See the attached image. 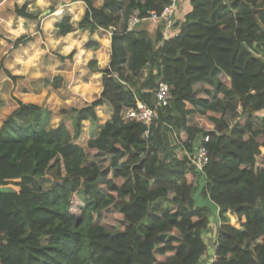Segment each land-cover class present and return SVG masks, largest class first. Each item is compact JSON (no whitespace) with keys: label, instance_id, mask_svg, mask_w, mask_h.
Returning <instances> with one entry per match:
<instances>
[{"label":"trees","instance_id":"trees-1","mask_svg":"<svg viewBox=\"0 0 264 264\" xmlns=\"http://www.w3.org/2000/svg\"><path fill=\"white\" fill-rule=\"evenodd\" d=\"M73 1L86 5L79 29L117 27L109 65L96 68L103 89L78 109L73 132L15 98L0 126V264H202L212 210L215 264H264V0H189L180 34L163 45L159 30L153 39L126 28L168 0ZM14 11L38 21L27 3ZM73 29L65 15L54 32ZM160 81L166 107L156 105ZM104 104L111 119L101 125ZM141 104L157 112L146 138L126 119ZM86 120L94 135L76 143ZM206 136L199 170L189 154ZM110 216L119 229L103 224Z\"/></svg>","mask_w":264,"mask_h":264},{"label":"crops","instance_id":"crops-1","mask_svg":"<svg viewBox=\"0 0 264 264\" xmlns=\"http://www.w3.org/2000/svg\"><path fill=\"white\" fill-rule=\"evenodd\" d=\"M94 2L96 5H101V3L97 0H94ZM25 3H27L29 7L27 0L23 4ZM62 6H64L62 13L65 11L68 16L72 17V23L80 22L81 18L85 14L86 5L83 1L57 0V4L53 7L57 9ZM29 11L36 12L31 8H29ZM59 12L60 11H58L56 15H60L58 14ZM53 19H56V17ZM138 29L147 30L151 37H153V34L157 32V26L149 21L145 22L142 26H138ZM54 31L55 26H53L51 32L46 30V26H43L42 33H48L52 36L46 37L47 43L42 41V44L45 45L40 46L43 52L39 54L38 66L41 68V75H43L41 76L43 86L40 90L24 88L19 92V96H17L15 94V91L17 90L16 83L13 82V98H17L24 103H36L44 106L45 108L48 106L50 109L54 110H62L65 108L67 109V114L72 111L76 115L78 109L98 99L102 92V72L96 68L103 69L109 65L112 39L109 33L100 27L91 31H81V29H75L74 27V29L67 35H56ZM88 43L91 45L88 46ZM94 45H97V48H95ZM47 53H50V56L45 58L46 56L44 55ZM58 54H62L63 56L72 54L71 57L73 59L70 57L62 60ZM71 60L73 63L70 62ZM91 61L94 62L90 63ZM6 69L9 70L8 68ZM78 71L82 72L79 73L82 74L81 79L77 77ZM48 74H52L50 80L49 77H45ZM13 75L19 76L18 80H20L25 74L14 73ZM55 76H59L57 80L53 79ZM79 101L82 103L79 104ZM15 103L16 105L15 108L12 109V112L18 108L17 101ZM107 107V104H104L98 106L97 108V114L100 120L101 117H104V123L111 119L110 113L107 114L106 112H103V108L107 111ZM98 109H100L99 111L101 113L98 112ZM103 114L104 116H102ZM60 119L62 120V118L58 117L57 120ZM86 121L91 124L89 120ZM86 121H84V126H86ZM62 124L71 131V126L68 123ZM55 125H51L50 122V126L53 128L59 126ZM215 243L213 245L212 254L214 253ZM208 253L210 255L209 251ZM212 254L210 256H212ZM210 256H208V258L205 256L202 260V264H206L210 260Z\"/></svg>","mask_w":264,"mask_h":264},{"label":"rangeland","instance_id":"rangeland-1","mask_svg":"<svg viewBox=\"0 0 264 264\" xmlns=\"http://www.w3.org/2000/svg\"><path fill=\"white\" fill-rule=\"evenodd\" d=\"M25 1L26 0H0V34L4 36V38H0V63L3 60L4 66L8 68L10 72H12L13 74L14 73L25 74L22 77V79L16 82L17 90L15 91V94L17 96H19V92L24 88L40 90L41 87L43 86L42 77H41L43 75H41L40 72L41 68H39L38 66L39 54L43 52L40 46L45 45L42 44V41L47 43L46 37H52L48 33L47 34L42 33L43 26H46V30L51 32L53 26H56V24L61 20V18L64 17V15H67L65 11L64 13H62L64 6L57 9L53 7L57 4V0H27V2L29 3V8L38 12L39 18L38 21L28 20V19L25 20L24 18L18 17L14 11L17 5L22 6V4ZM97 1H99L101 5L103 4V0H97ZM55 11L57 12L60 11L58 13L60 15H56L57 12ZM54 17H56V19H53ZM72 24L75 27V29L79 28V22ZM143 24L141 23V25L139 26H142ZM81 31L84 30L81 29ZM22 36H27V37L29 36L30 38L28 42L19 49L16 50L11 49L12 41L15 42L16 40H18V38ZM155 36L156 33L153 34L152 38L154 39ZM44 56H46L45 58H48L50 56V53H47ZM70 62L73 63L72 60ZM77 73H78L77 77L81 79L82 74L79 73L82 72L78 71ZM148 73H149V68H145L142 80L147 78ZM45 77L46 78L49 77L50 80L52 74H48ZM13 82L14 80L6 73L4 68H0V126L2 122L6 119V117L11 114L12 109L15 108L16 105L15 103L16 100L13 98L14 95ZM81 103L82 102L79 101V104ZM46 109L49 112L51 125L68 123L71 126V131L73 132V125L76 118L74 112L70 111L67 114L66 113L67 109L65 108H63L62 110H57V109L54 110V109H50L48 106H46ZM99 110L100 109H98V112L101 113ZM103 112L109 114V112L106 111V109L104 110V108H103ZM102 116H104V114ZM58 117L62 118V120L61 119L57 120ZM99 124L101 125L104 124V117H101V120L99 119ZM83 128L84 131L81 137L78 140H76V143L86 144L87 141L94 135L90 123L87 122L86 126H84ZM95 132H98V128H96ZM178 154H181V152ZM94 158L95 157H92L91 159ZM121 181L124 180L121 179ZM213 211L214 210H212L210 213V218L212 220V225H211L212 227L210 231L205 234L206 241L209 245L208 251L210 252V255L213 252V245L216 241L214 236L216 229V221L215 218L213 217V213H212ZM237 221L238 219L236 218L235 222ZM103 224L110 230H117L122 226L123 223L116 216H110L103 220ZM236 224L238 225V223ZM210 255L209 253H206V258H208V256Z\"/></svg>","mask_w":264,"mask_h":264},{"label":"built area","instance_id":"built-area-1","mask_svg":"<svg viewBox=\"0 0 264 264\" xmlns=\"http://www.w3.org/2000/svg\"><path fill=\"white\" fill-rule=\"evenodd\" d=\"M189 0H168L161 11L153 10L144 17L135 16L127 21L126 31L137 29L141 23L151 22L157 26V31L162 34V40L160 45H163L166 40H170L177 37L181 31V25L186 21L187 3ZM112 35L117 31L116 26H109L108 28L100 27ZM156 105L160 107H166L169 105L172 93L167 82L160 81L155 93ZM157 118V112L154 108L141 104L135 110L131 111L126 117L127 120L136 121L146 126L143 133V137H148L150 133V127L153 121ZM209 141V136L202 139V143L196 146L194 154H189V159L192 164L199 170H203L208 162V151L205 146V142ZM219 212V209H218ZM233 215V214H232ZM234 216V215H233ZM214 253L210 256V260L206 264H215Z\"/></svg>","mask_w":264,"mask_h":264}]
</instances>
